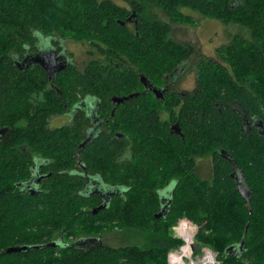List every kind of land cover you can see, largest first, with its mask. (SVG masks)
<instances>
[{
  "label": "trees",
  "instance_id": "obj_1",
  "mask_svg": "<svg viewBox=\"0 0 264 264\" xmlns=\"http://www.w3.org/2000/svg\"><path fill=\"white\" fill-rule=\"evenodd\" d=\"M148 5L173 22L193 24L188 9L249 36H233L214 59L199 58L190 91L159 99L140 76L163 87L193 50L173 41L166 23L147 19ZM39 35L87 42L101 59L59 71L57 96L43 89L42 69L23 72L14 63ZM87 95L108 132L81 145L83 116L45 127L63 103ZM113 97L124 99L114 107ZM263 112L264 0H0V126H8L0 143L17 144L0 146V264H166L180 243L170 232L180 217L198 224L195 247H211L219 264H264V136L242 127L243 117L260 120ZM24 143L59 170L37 195L16 185L27 176ZM204 155H211L207 177L195 168ZM232 166L248 201L235 189ZM72 167L117 189L103 209L91 213L100 198L80 194L83 179L69 175ZM112 228L144 232L145 245L74 243ZM18 246L28 248L6 252Z\"/></svg>",
  "mask_w": 264,
  "mask_h": 264
},
{
  "label": "flooded vegetation",
  "instance_id": "obj_2",
  "mask_svg": "<svg viewBox=\"0 0 264 264\" xmlns=\"http://www.w3.org/2000/svg\"><path fill=\"white\" fill-rule=\"evenodd\" d=\"M131 21L132 19H129L127 24L132 23ZM58 56H59L58 62L57 61L56 63L52 62V60ZM203 59H214V58L203 57ZM14 63L16 67L23 72H28L37 67L42 69L46 75V85L45 88L43 89H45L48 92H50L51 89H53L57 93V96H59L60 92L52 82L54 76L59 71L66 68V66L68 65L73 66L70 57H68L63 52V47L60 39L54 37H45L40 35L35 38V41L31 46V48L29 47L26 48V50L22 53L21 57L18 56L14 57ZM58 64H62L63 68L56 69ZM195 65L196 63L193 64V69L191 70L193 85L191 84L192 87L190 89L176 88L177 86L180 85L182 80L181 78L185 76L184 67H182L184 66L183 64L178 65L175 69H173L171 74L166 77V83L164 84V86L158 88L160 90L159 92L156 93L153 92L155 88L146 86L147 84L144 85V87H146V89L149 88L151 92H153L154 96L159 99H161L165 94H170L171 92L182 93L184 91H190L194 87V83H195V75H196ZM57 101L59 103L60 99L57 98ZM111 101L114 104V107L118 105V102L112 100V98ZM97 111H98V102L91 95H87L84 98H80L77 102L71 101L67 104L63 103L62 111L50 113L47 116L45 127L49 130H52L55 128H59L61 126H68V125L70 126L74 121L75 117L81 115L86 120H88L87 125L82 128V133L84 134L83 139L89 141L90 139H93L94 137L98 136L101 132L104 133L108 132L107 131L108 129H105L104 126V124H106V119H103L98 114ZM7 127L8 126L6 125L0 126V142L3 140L4 135L8 131ZM169 127L171 129H175V131L178 130L177 127H175L172 124H170ZM242 127L248 133L255 132L257 134L264 136V112L260 120H257L254 117H250V118L243 117ZM1 145H4L6 148L7 147L12 148L13 146L16 147L17 144L13 145L12 143L7 142L6 144L0 143V146ZM18 147L20 146L18 145ZM20 151L24 153L27 159V168H26L27 176L23 180V182L17 183L16 185L19 188H21L23 192L29 195L40 194L42 193V189L46 181L49 180L54 175V173H59V170L56 171L55 167H50L49 166L50 160L45 158L40 152L34 150L32 145H30L29 143L22 144ZM123 153H124V157H126L127 155H125L126 153L125 150H123ZM205 157H209V161H210L211 155H204L201 157H197L195 159V168L198 175L199 172L197 168V161L199 159L200 160L204 159ZM68 173L73 177H80L81 179H83L82 190L79 191L80 194L84 193L85 195H91L95 193L100 198L99 204L102 203L103 200H107L111 194L117 192L116 191L117 189L110 190L108 187L100 185L99 181L94 176L91 175L87 176L84 173L77 171L76 167H72L71 169H69ZM229 175L233 179L234 184H235V179L237 177L241 178V173L234 166L231 167V173ZM99 237L100 236H97L95 238H85L79 242L77 241L76 243L86 244V245L102 244L100 242L101 240Z\"/></svg>",
  "mask_w": 264,
  "mask_h": 264
},
{
  "label": "rangeland",
  "instance_id": "obj_3",
  "mask_svg": "<svg viewBox=\"0 0 264 264\" xmlns=\"http://www.w3.org/2000/svg\"><path fill=\"white\" fill-rule=\"evenodd\" d=\"M112 1L120 4V0ZM185 11H187V14L191 15L194 21L193 24L173 22L164 16L162 11L154 5H148L144 11V16L147 19H156L168 25L169 37L173 41L188 43L192 47V55L181 63L184 65L182 67H184L185 76L181 78V83L176 87L177 89H190L192 87L191 70L193 69V64H195L199 58H215V49L219 46L228 44L235 35H239L242 38H248L249 36L247 29L238 24H223L216 19L200 17L197 13L188 9H185ZM60 41L63 52L70 57L71 63L77 69H81L83 65L91 59L100 58L94 48L87 42H77L70 39H60ZM197 168L201 177H207L210 170L209 157H205L201 160L199 159L197 161ZM171 227L170 232L172 234ZM98 235L100 236L99 238L102 244L112 247L124 245H137L143 247L145 245V233L139 230H119L112 228Z\"/></svg>",
  "mask_w": 264,
  "mask_h": 264
},
{
  "label": "built area",
  "instance_id": "obj_4",
  "mask_svg": "<svg viewBox=\"0 0 264 264\" xmlns=\"http://www.w3.org/2000/svg\"><path fill=\"white\" fill-rule=\"evenodd\" d=\"M199 226L188 218H180L171 227L172 237L179 245L166 252V264H219L217 252L206 245L195 247Z\"/></svg>",
  "mask_w": 264,
  "mask_h": 264
},
{
  "label": "water",
  "instance_id": "obj_5",
  "mask_svg": "<svg viewBox=\"0 0 264 264\" xmlns=\"http://www.w3.org/2000/svg\"><path fill=\"white\" fill-rule=\"evenodd\" d=\"M131 16H133V13L131 14ZM129 19V18H128ZM58 59H59V56L58 57H55L53 60H52V62H54V63H56V61L58 62ZM61 68H63V65L62 64H58V66L56 67V69H61ZM140 82L143 84V85H146L145 84V81H144V78L142 77V76H140ZM160 90L158 89V88H155L154 90H153V92H159ZM124 99V97H113L112 98V100H114V101H116V102H120L121 100H123ZM86 142V140H84L82 143H81V145H83L84 143ZM235 187H236V191L238 192V194L245 200V201H248V196H249V190H248V188H247V186L245 185V182H244V180L242 179V177L240 178V177H237L236 179H235ZM107 200H104V202H102L100 205H98V206H96L95 208H92V210H91V213L92 214H94V213H96L99 209H103L104 207H105V202H106ZM163 214V211L161 210V211H159L157 214H155V217H159L160 215H162ZM79 242V241H81V239L80 240H75L74 241V243H76V242ZM243 243V240L241 241V243L240 244H242ZM49 246H57L58 244L56 243V242H54V241H52V242H50L49 244H48ZM28 247H26V246H18V247H10V248H7L6 249V252H11V251H20V250H23V249H27ZM228 249H231V246H229L228 248H227V250Z\"/></svg>",
  "mask_w": 264,
  "mask_h": 264
}]
</instances>
